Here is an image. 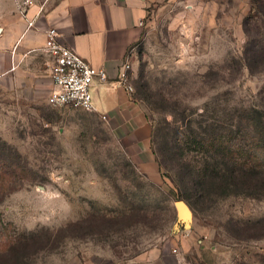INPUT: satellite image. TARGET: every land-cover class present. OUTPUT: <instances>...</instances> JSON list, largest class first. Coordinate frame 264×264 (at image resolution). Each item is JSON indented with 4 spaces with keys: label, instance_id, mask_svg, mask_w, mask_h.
I'll list each match as a JSON object with an SVG mask.
<instances>
[{
    "label": "rangeland",
    "instance_id": "1",
    "mask_svg": "<svg viewBox=\"0 0 264 264\" xmlns=\"http://www.w3.org/2000/svg\"><path fill=\"white\" fill-rule=\"evenodd\" d=\"M256 1L146 0L130 80L158 173L93 111L27 106L0 84V264H264V195L190 204L172 181L209 150L264 159V70L244 59L248 39L264 44Z\"/></svg>",
    "mask_w": 264,
    "mask_h": 264
},
{
    "label": "crops",
    "instance_id": "2",
    "mask_svg": "<svg viewBox=\"0 0 264 264\" xmlns=\"http://www.w3.org/2000/svg\"><path fill=\"white\" fill-rule=\"evenodd\" d=\"M40 6L0 0V84L18 101L24 98L27 106H35L38 94L49 103L53 59L44 46L46 30L56 28L63 44L108 75L105 83L94 84L93 112L106 116V124L144 170L160 172L151 147L152 123L118 82L126 56L142 36L146 0H60L46 3L41 11Z\"/></svg>",
    "mask_w": 264,
    "mask_h": 264
},
{
    "label": "trees",
    "instance_id": "3",
    "mask_svg": "<svg viewBox=\"0 0 264 264\" xmlns=\"http://www.w3.org/2000/svg\"><path fill=\"white\" fill-rule=\"evenodd\" d=\"M258 9L264 13L263 3H254ZM263 42L248 39L245 51V62L247 67L252 70H264V53L260 51L264 48ZM254 139H256L253 136ZM220 148V144H218ZM220 154L216 150L207 151L204 161H199V165L193 166L189 163H183L181 168H177L176 178H172L173 183L178 190V197L184 198L188 203L196 202L212 192L221 196L233 194H243L246 196L264 195V159L257 156L256 153H249L247 150L242 156L237 157L236 152L223 147ZM212 157L215 161H212ZM159 171L160 164L158 162ZM14 174L13 172H11ZM1 175L8 176L7 172H1ZM214 184L218 189L216 191H207L209 185ZM210 195V194H209ZM118 220V219H117ZM79 224L78 222H75ZM37 235L33 234L35 239ZM50 238L45 242L49 244ZM20 243V242H19ZM19 243L14 244L10 251H13ZM19 246V245H18Z\"/></svg>",
    "mask_w": 264,
    "mask_h": 264
},
{
    "label": "built area",
    "instance_id": "4",
    "mask_svg": "<svg viewBox=\"0 0 264 264\" xmlns=\"http://www.w3.org/2000/svg\"><path fill=\"white\" fill-rule=\"evenodd\" d=\"M35 2V0L24 1L26 5H33ZM44 6L45 2L41 4L40 11L44 9ZM22 14L26 15L24 10H22ZM33 24L34 20L29 22L30 26ZM44 49L53 59L51 66L53 88L49 97V103L54 106H66L93 111L92 88L96 82L105 83L108 80L105 69L94 68L74 49L63 44L58 30L54 27L46 30ZM131 68V57L128 54L122 64L118 82L129 93L134 91L130 80ZM105 117L103 116V118ZM174 251L177 252L178 250L174 249Z\"/></svg>",
    "mask_w": 264,
    "mask_h": 264
},
{
    "label": "water",
    "instance_id": "5",
    "mask_svg": "<svg viewBox=\"0 0 264 264\" xmlns=\"http://www.w3.org/2000/svg\"><path fill=\"white\" fill-rule=\"evenodd\" d=\"M177 208L182 218H191L192 212L188 204L184 200H178L176 202Z\"/></svg>",
    "mask_w": 264,
    "mask_h": 264
}]
</instances>
